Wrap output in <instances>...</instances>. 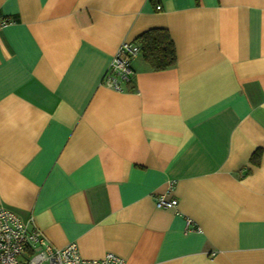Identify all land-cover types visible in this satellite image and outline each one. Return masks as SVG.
<instances>
[{
    "label": "crops",
    "instance_id": "obj_1",
    "mask_svg": "<svg viewBox=\"0 0 264 264\" xmlns=\"http://www.w3.org/2000/svg\"><path fill=\"white\" fill-rule=\"evenodd\" d=\"M157 28L175 66L106 87ZM0 205L85 259L264 264V0H0Z\"/></svg>",
    "mask_w": 264,
    "mask_h": 264
},
{
    "label": "built area",
    "instance_id": "obj_2",
    "mask_svg": "<svg viewBox=\"0 0 264 264\" xmlns=\"http://www.w3.org/2000/svg\"><path fill=\"white\" fill-rule=\"evenodd\" d=\"M157 10L161 7L157 6ZM139 56L138 46L124 41L113 56L104 76L103 84L117 92L130 81L133 75L132 62ZM158 208L169 209L177 200H155ZM0 264H125L120 257L107 253L98 259H85L75 243L63 248L54 247L30 222L21 218L7 207L0 205Z\"/></svg>",
    "mask_w": 264,
    "mask_h": 264
},
{
    "label": "trees",
    "instance_id": "obj_3",
    "mask_svg": "<svg viewBox=\"0 0 264 264\" xmlns=\"http://www.w3.org/2000/svg\"><path fill=\"white\" fill-rule=\"evenodd\" d=\"M133 42L139 48V56L151 71H163L175 66V48L167 30H147ZM259 156V152H255L251 161L258 164Z\"/></svg>",
    "mask_w": 264,
    "mask_h": 264
}]
</instances>
